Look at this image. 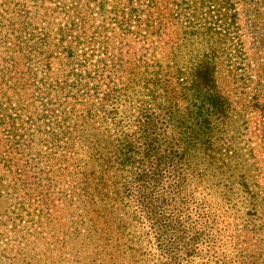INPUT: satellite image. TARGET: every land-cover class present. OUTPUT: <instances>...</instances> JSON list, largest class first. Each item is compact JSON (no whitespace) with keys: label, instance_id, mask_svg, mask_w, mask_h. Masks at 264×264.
<instances>
[{"label":"trees","instance_id":"1","mask_svg":"<svg viewBox=\"0 0 264 264\" xmlns=\"http://www.w3.org/2000/svg\"><path fill=\"white\" fill-rule=\"evenodd\" d=\"M2 1L0 61L72 80L41 69L25 105L0 70V264H226L258 203L217 83L246 0Z\"/></svg>","mask_w":264,"mask_h":264},{"label":"rangeland","instance_id":"2","mask_svg":"<svg viewBox=\"0 0 264 264\" xmlns=\"http://www.w3.org/2000/svg\"><path fill=\"white\" fill-rule=\"evenodd\" d=\"M2 2L0 0L1 10ZM235 9L230 34L234 37L233 44L239 49L235 53L228 54L224 59L218 60L217 83L237 111L235 146L237 145L240 149L239 159L242 169L248 175L247 185L258 203L256 215H250L252 220L249 227L240 228L238 231L231 230L230 226L226 227L223 233L225 243L222 242V259L226 264H264V0L240 1ZM4 16L5 22L7 18L6 15ZM5 30L6 28H3L2 32ZM4 33L9 35V31ZM16 56L18 58L15 59L14 65H7L4 61H0V70L6 66L7 70L4 69L6 80L10 78L11 85L16 83L17 86H21L23 81L26 82L25 86L21 87L27 94L18 93L12 98L14 102L21 98L23 104L27 105V102L31 104L32 99H36L38 92L33 83L38 82L39 77L43 75L41 69L47 71L48 83L55 78L59 80L60 86L61 84L66 86L63 84L72 80L71 76L68 78L69 66L64 64L62 59L58 60L54 57L51 67L49 66L47 70L43 66V60L36 56L35 58L39 61L35 67L36 72L33 73L30 61L23 57L21 52L17 51ZM10 141L13 142L14 139ZM247 200H253V198H247ZM34 204L35 202L27 205L31 212H33ZM89 217L96 230V214H90ZM28 218L31 216L23 217L22 221L26 222ZM2 239L3 242L9 240V246L14 248L13 252L17 249V255H23L21 250L24 247V241L21 246L13 245L18 243V240L13 241L11 245L9 233ZM28 249L29 246L25 248V250ZM43 250L42 246H38L40 254ZM52 260L51 257L40 258L39 264H52ZM18 261L23 262L22 264L27 261L34 262L29 259L25 261L23 256L18 257ZM35 264L38 263L35 262Z\"/></svg>","mask_w":264,"mask_h":264}]
</instances>
